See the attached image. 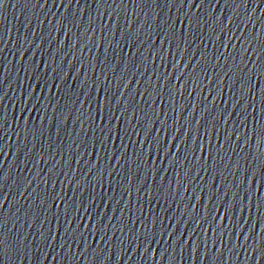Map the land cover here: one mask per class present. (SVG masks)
<instances>
[{"label": "water", "instance_id": "obj_1", "mask_svg": "<svg viewBox=\"0 0 264 264\" xmlns=\"http://www.w3.org/2000/svg\"><path fill=\"white\" fill-rule=\"evenodd\" d=\"M0 264H264V0H0Z\"/></svg>", "mask_w": 264, "mask_h": 264}]
</instances>
